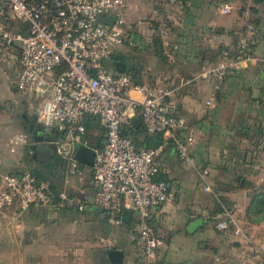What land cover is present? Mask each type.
Instances as JSON below:
<instances>
[{"label": "crops", "instance_id": "obj_1", "mask_svg": "<svg viewBox=\"0 0 264 264\" xmlns=\"http://www.w3.org/2000/svg\"><path fill=\"white\" fill-rule=\"evenodd\" d=\"M225 5L231 7L229 12L223 10ZM123 14L130 39L116 52L127 56L124 72L133 77L136 73V83L174 90L178 113L187 117L195 129L190 148L197 168L210 169L207 182L212 191H207L196 169L183 164L176 146L161 157L160 171L173 188L175 200L152 215L153 230L165 241L152 264H264V224L246 226L243 202L249 201L250 187L243 184L242 175L252 173L254 163L264 157V62L256 60L230 73L220 89H216L213 78H197L204 66L218 62L224 48L238 45L246 15L257 21L260 31L252 46L253 54L264 57V0H126ZM156 26H165L163 47H157L148 34ZM139 30L149 36L143 45ZM129 55L135 57L133 61ZM110 58L108 66L115 70ZM14 89L18 92L17 83ZM17 101L26 110L22 121L31 120L32 124L36 117L41 122L38 99L26 100L19 93ZM84 122L85 139L93 147L102 146L106 130L101 120L87 115ZM13 126L19 130L10 133ZM25 129L23 122L22 126L16 124L14 117L4 127L0 125V187L4 174H19L58 155L55 150V154L42 157L40 145L47 141L36 143ZM20 133H26L28 139L13 151L11 138ZM152 137L162 140V152L168 142L159 135ZM230 152L232 165L238 169L224 166L223 172H230L225 178L226 173L219 167ZM85 166L76 176H67L63 169L57 180L63 190L88 201L84 211L52 205H32L22 211L19 204L0 209V264H148L134 239L135 213L129 223L123 221V214L120 222L112 221L108 210L94 202V175L88 174ZM240 172L244 177L242 186L232 189L230 185ZM215 182L225 188L218 190ZM220 194L234 201L231 206L245 236L234 234L232 229L219 230V214L216 222L210 221L215 197ZM199 218L204 223L190 231V223Z\"/></svg>", "mask_w": 264, "mask_h": 264}, {"label": "built area", "instance_id": "obj_2", "mask_svg": "<svg viewBox=\"0 0 264 264\" xmlns=\"http://www.w3.org/2000/svg\"><path fill=\"white\" fill-rule=\"evenodd\" d=\"M125 6L126 0H0V53L10 48L19 51L17 90L26 100L38 99L40 121L58 130L57 153L66 161L67 176L81 173L76 149L90 145L85 139V117L101 120L106 141L95 147L94 202L107 209L114 222L121 221L125 209L133 210L135 242L152 264L165 241L154 232L151 218L162 205L175 200V192L169 182L157 179L155 157L160 149L137 147L132 136L124 133L132 118L138 116L152 136L173 142L183 164L196 169L207 191L212 188L207 182L210 169L197 168L190 148L195 129L178 113L174 90L136 83L131 73L108 66L116 48L130 39ZM223 10L229 12L231 7L225 5ZM111 15L118 16L113 25L103 20ZM246 16L238 45L224 48L218 62L204 66L197 78H213L220 89L230 73L256 60L264 62L252 50L259 27ZM27 139L26 133L13 136L12 150ZM1 178L0 209L19 204L22 211L32 205L84 211L88 206L85 198L67 190L55 194L51 180H39L31 169ZM216 227L246 235L233 208H224Z\"/></svg>", "mask_w": 264, "mask_h": 264}, {"label": "rangeland", "instance_id": "obj_3", "mask_svg": "<svg viewBox=\"0 0 264 264\" xmlns=\"http://www.w3.org/2000/svg\"><path fill=\"white\" fill-rule=\"evenodd\" d=\"M155 28H156V30H154L153 32H150L148 34H149V36H150V38L154 44L158 43V45H156L157 47H160L159 46L160 44H161V47H163L164 42L166 41V33L164 31L165 26L163 28L156 26ZM144 29H147V28L145 27ZM137 33L139 35V42H142L141 45H143V41H146L147 37H149V36L147 34L145 36L144 30H139ZM124 44H125V42L123 44L119 45L116 48V51H118L121 47H123ZM136 54H137V52H136ZM129 58H130L129 60L133 61V58H135V57H133L132 55L131 56L129 55ZM214 64H216V62H214ZM211 65L208 64L207 66H211ZM19 72H20L19 51L12 49V48L5 49L2 53H0V125L3 127L6 124L11 122L12 117L15 118L16 124H19L22 126L21 116H22L23 112H26V110H24L19 105V103H17L18 102L17 98L19 97V92L15 91V89H14L15 85L17 83V80H18ZM137 78H138V76H137ZM18 130L19 129H17L16 127L13 126L11 128L10 133H12L13 131H18ZM25 130H27V129H25ZM55 143H56L55 141H47V142L42 143L40 145L42 152L45 154V155L43 154L42 157H47L52 152H54V154H55V150H57V145ZM232 155H233V152H230L228 154V157L224 158L227 161L222 163V166L219 167V168H221L222 172L226 171L223 169L224 166H225V168L235 166V165H232V163H233L232 159H231ZM262 159H263V161H261L259 163L258 162L254 163V167H252V173H250V174L242 173V175L245 177L243 184H246L247 187H250L248 190L249 201L243 202L245 211H247V207L249 208L250 203H252V199H253V196L255 195L256 191L260 192L258 194V196L262 197V201L264 202V198L262 195V192H264V157ZM235 168L238 169V166H235ZM217 171H216L217 174H220V171L219 170H217ZM223 173H226L225 178H229L230 172L229 173L223 172ZM240 174H241V172H240ZM214 175H215V173H214ZM243 178L240 181L235 180L233 185L232 184L230 185L231 188L238 190L242 186ZM213 179L217 182L216 176H214ZM216 182H215V184H216ZM216 187L218 188V190L219 189L223 190V188H225V185L216 184ZM232 204H234V202H232ZM259 207L261 209V212L256 213V214H253V212L255 210L251 212L253 214V216L259 217L258 221H254L250 218V215H252V214L248 215V212L245 213V217H243V218H245V221H246L245 223H246L247 227H250L249 225H251V224L252 225L264 224V203L260 204ZM259 207L255 206L254 209L257 210ZM247 222L250 224L247 225Z\"/></svg>", "mask_w": 264, "mask_h": 264}, {"label": "trees", "instance_id": "obj_4", "mask_svg": "<svg viewBox=\"0 0 264 264\" xmlns=\"http://www.w3.org/2000/svg\"><path fill=\"white\" fill-rule=\"evenodd\" d=\"M254 21L257 23L256 20H254ZM156 45H158V43ZM110 59H111V64L113 65V64H115V61H118V60H122V61L126 62L127 56L122 52H116L115 51L111 55ZM128 69H131V67H128ZM133 74H134V78H135L136 73L133 72ZM137 83H139V82H137ZM124 133L126 135L132 136L137 147H148V142H149L150 138L152 137V135L149 134L143 126L136 127V126H134V124L126 126ZM174 148H175V144L170 141V142L165 144L164 150L156 155L155 163L159 169L157 179H163V180L167 181L165 179V177H163V175H162V173H163L162 172L163 171V166H162L163 159H161V157L165 154L171 153ZM82 166H83V164H82ZM65 167H66L65 159L62 158L60 155H57L54 158H52L50 161L42 162L38 166H34V167L30 166L29 169H31L34 172V174L37 176V178L39 180H51L54 193L57 194L61 190L64 189L63 187H61L59 185L57 180L59 179L60 174H62V171H63V169H65ZM85 167L89 171L88 174L94 175L93 167H89V166H85ZM160 169L162 171H160ZM229 171H231V170L229 169ZM232 171H234V170H232ZM241 177L242 176L240 175V173L239 174L237 173L235 176V180L240 181ZM69 193L74 194L71 191ZM259 193L260 192L256 191L255 195L253 196L252 203H250L249 208L247 207L246 212H248V215L252 214L251 212L254 210L255 211L253 212V214L261 212L259 205L263 204L264 202L262 201V197L258 196ZM262 195L264 198V192H262ZM215 201H216L215 208H214L213 212L211 213V217L209 218L211 222H216L217 221L216 216L218 214L222 213L224 211V208H226V207L232 208L231 205H232V202H234V201H229V199H227V197H225L222 194H220L218 197H215ZM255 206H257L259 208L257 210L254 209ZM253 214L250 215V218L254 221H258L259 217L258 216L255 217V216H253Z\"/></svg>", "mask_w": 264, "mask_h": 264}, {"label": "water", "instance_id": "obj_5", "mask_svg": "<svg viewBox=\"0 0 264 264\" xmlns=\"http://www.w3.org/2000/svg\"><path fill=\"white\" fill-rule=\"evenodd\" d=\"M117 15H111L103 20L110 25H113L117 19ZM115 70L117 72H124L126 70V64L121 61H115ZM132 123L136 127L142 126V122L138 116H134L132 118ZM29 131L33 135V140L36 143L44 142V141H51L53 140V136L58 133V130L54 127H45L41 122H37V118H33V122L29 127ZM162 140L156 137H151L148 142V147L157 150L160 149L162 146ZM33 148H36L34 145ZM75 157L78 161L83 163L86 166L93 167L95 161V147L91 145L81 144L77 147ZM133 214L132 209H125L123 211V221L129 223L131 221V217ZM204 223L203 218H199L198 220L190 223L189 230L193 231L196 227L202 225Z\"/></svg>", "mask_w": 264, "mask_h": 264}, {"label": "flooded vegetation", "instance_id": "obj_6", "mask_svg": "<svg viewBox=\"0 0 264 264\" xmlns=\"http://www.w3.org/2000/svg\"><path fill=\"white\" fill-rule=\"evenodd\" d=\"M22 122H23V126H24L25 128H27V129H29V127H30V125H31V120H29V121L23 120Z\"/></svg>", "mask_w": 264, "mask_h": 264}]
</instances>
